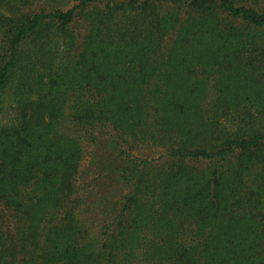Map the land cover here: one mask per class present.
<instances>
[{
    "label": "trees",
    "instance_id": "16d2710c",
    "mask_svg": "<svg viewBox=\"0 0 264 264\" xmlns=\"http://www.w3.org/2000/svg\"><path fill=\"white\" fill-rule=\"evenodd\" d=\"M0 115V264H264V0H0Z\"/></svg>",
    "mask_w": 264,
    "mask_h": 264
},
{
    "label": "rangeland",
    "instance_id": "374dc122",
    "mask_svg": "<svg viewBox=\"0 0 264 264\" xmlns=\"http://www.w3.org/2000/svg\"><path fill=\"white\" fill-rule=\"evenodd\" d=\"M11 98L9 96L6 97L5 101H6V104H8V102L10 101L11 102ZM6 122V117L3 115H0V124H3V122ZM0 209H3V205L0 203Z\"/></svg>",
    "mask_w": 264,
    "mask_h": 264
}]
</instances>
